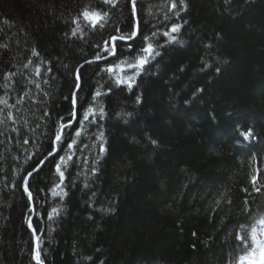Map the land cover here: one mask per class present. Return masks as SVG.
<instances>
[{
  "label": "trees",
  "instance_id": "1",
  "mask_svg": "<svg viewBox=\"0 0 264 264\" xmlns=\"http://www.w3.org/2000/svg\"><path fill=\"white\" fill-rule=\"evenodd\" d=\"M84 9L107 12L103 27ZM135 12L132 0H0V264H37L30 228L43 264L253 254L264 219V0H141ZM136 22L108 57L104 42L112 51ZM147 43L159 55L132 89L117 85ZM90 106L95 123L81 124Z\"/></svg>",
  "mask_w": 264,
  "mask_h": 264
},
{
  "label": "snow or ice",
  "instance_id": "2",
  "mask_svg": "<svg viewBox=\"0 0 264 264\" xmlns=\"http://www.w3.org/2000/svg\"><path fill=\"white\" fill-rule=\"evenodd\" d=\"M181 2H183V0H181ZM104 4H113L115 3V0H103ZM135 3L136 0H132V6H133V12H135ZM172 7L175 8L176 4L173 3ZM80 15L85 19L86 22H90L92 24L93 27H96L97 25L103 27V24H101L100 22L105 19V17H107L108 13L107 12H99V11H90L89 9H84ZM180 26L179 25H172V27L170 28L169 31H166L163 33V35L165 37H168V43H175L176 42V37L174 35H171V33H175L177 31H179ZM73 35L76 34V32L74 31L72 33ZM137 35V33L135 31H133L129 36L125 37V36H120V37H112L111 40L114 42L117 39L120 40H124V39H128L131 40L132 38H134ZM156 34L153 33V36H155ZM145 41H147L149 38L145 37L144 38ZM104 51L108 52L109 55H115V50H114V45H113V50L109 51L108 48V41L104 42ZM141 52L143 53L142 55H138L135 58V62L134 63H128V67L132 68L135 70V74L133 76L128 77L127 79H117L116 80V84L117 85H126L129 89H132L133 85L135 84V76L140 74V71L143 70L144 66L146 64L149 63L150 60L154 59L156 55H159L158 52H155V49L153 47V45L151 43H147L146 46L141 49ZM95 60H100L103 59V57L97 55L95 58ZM87 63H91V61H88ZM207 67V65H205ZM102 71H106L108 73H111L113 71V67L112 66H108L105 69H102ZM79 80H80V69L78 68L76 70V81H77V88L80 87L79 85ZM101 95L100 92H96L94 94V99L95 97ZM76 94L73 93V105L75 106L76 104V99H75ZM139 98H137V103H139ZM103 112L104 110L101 108L100 109V118L103 119ZM124 115H130V114H124ZM73 116H76V113H73ZM91 117V119H90ZM63 119V118H62ZM79 122L81 124H84L85 122H89V123H95V112L92 109V107L90 106L88 109L85 110V112L82 114V118L79 120ZM71 126V120L68 121L67 124L61 122L59 129L56 133L55 136V143L59 144L61 142V140L63 139V133L64 130L68 127ZM77 136L80 135V131L78 130L76 133ZM241 135L245 138L248 139L251 135V132H242ZM97 139L102 140L103 139V133H100V135L97 137ZM27 142V141H25ZM152 143H155V141H152ZM75 145V141H73V143L69 144L68 147L69 149L73 148ZM106 151V148L104 146L103 143H101L99 145V152L100 154H103ZM49 155H52V153H49ZM69 160L73 159L72 156L68 157ZM64 158L61 157V161H63ZM33 171H36L35 169ZM57 171H60V165H57ZM94 171V169H93ZM32 173H29V176H31ZM61 175V180H63V173H60ZM256 178L253 177V180H255ZM27 190V188L25 189ZM57 210L53 209L52 213H55ZM50 218H51V214H50ZM29 226L31 227V224H29ZM35 231V230H34ZM253 238H255V236L253 235ZM37 261L39 262V255L37 254L36 256ZM261 264H264V251L261 252Z\"/></svg>",
  "mask_w": 264,
  "mask_h": 264
},
{
  "label": "rangeland",
  "instance_id": "3",
  "mask_svg": "<svg viewBox=\"0 0 264 264\" xmlns=\"http://www.w3.org/2000/svg\"><path fill=\"white\" fill-rule=\"evenodd\" d=\"M262 251H264V219L258 224V227L256 230V237L253 243V254L241 260V263L242 264H261V252Z\"/></svg>",
  "mask_w": 264,
  "mask_h": 264
},
{
  "label": "water",
  "instance_id": "4",
  "mask_svg": "<svg viewBox=\"0 0 264 264\" xmlns=\"http://www.w3.org/2000/svg\"><path fill=\"white\" fill-rule=\"evenodd\" d=\"M138 1H141V0H136V2H138ZM134 19H136V12L134 13ZM134 31L136 32V33H138V24H137V22H136V24H135V27H134ZM133 39V38H132ZM131 39V40H132ZM131 40H128V39H124V40H120V39H117L116 41H125V42H129V41H131ZM111 44H112V47H113V41L111 40ZM114 50H115V47H114ZM113 55H108V57H112ZM96 61H101V60H96ZM79 85H80V81H79ZM78 90V88L76 87V91ZM75 91V92H76ZM72 103H73V96H72ZM75 107V106H74ZM75 113V112H74ZM75 119H76V116H72V119H71V124L72 123H74V121H75ZM67 124V123H66ZM56 144L57 143H55V141H54V150H53V152H51L52 153V155H48L44 160H42V162L35 168V170L36 171H33L32 172V174L33 173H35V172H37L38 170H39V168H40V165L47 159V158H50V157H52V156H54L55 154H56V152H57V147H56ZM30 176H28V178H29ZM28 178L26 179V180H28ZM24 187H25V189H26V183L24 184ZM25 192L26 193H28V194H30L29 193V191L28 190H25ZM31 211L33 212V207L31 206ZM31 221H32V218L30 219V221H29V223H28V227L30 228V226H29V224H31ZM30 230H31V232L34 234V251H33V255H34V257L36 258V256H37V254H38V252H37V246H38V239H37V236H36V233L34 232V230H32L31 228H30ZM37 264H43L41 261H40V259H39V262L37 261V259H36V261H35Z\"/></svg>",
  "mask_w": 264,
  "mask_h": 264
},
{
  "label": "bare ground",
  "instance_id": "5",
  "mask_svg": "<svg viewBox=\"0 0 264 264\" xmlns=\"http://www.w3.org/2000/svg\"><path fill=\"white\" fill-rule=\"evenodd\" d=\"M24 189V188H23ZM35 258V257H34Z\"/></svg>",
  "mask_w": 264,
  "mask_h": 264
}]
</instances>
